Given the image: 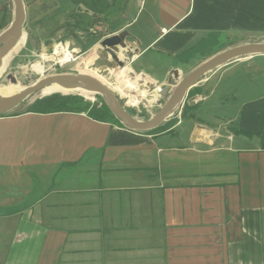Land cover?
Here are the masks:
<instances>
[{
  "label": "crops",
  "instance_id": "0c3cea01",
  "mask_svg": "<svg viewBox=\"0 0 264 264\" xmlns=\"http://www.w3.org/2000/svg\"><path fill=\"white\" fill-rule=\"evenodd\" d=\"M135 1L121 29L129 65L159 86L264 35V0ZM11 110L0 114V264H264V55L210 71L161 129Z\"/></svg>",
  "mask_w": 264,
  "mask_h": 264
},
{
  "label": "rangeland",
  "instance_id": "374dc122",
  "mask_svg": "<svg viewBox=\"0 0 264 264\" xmlns=\"http://www.w3.org/2000/svg\"><path fill=\"white\" fill-rule=\"evenodd\" d=\"M41 1H25L27 2V13L23 25L24 45L12 53L8 64L0 71V87L14 84L25 88L40 78L55 74H89L103 81L115 93L129 114L139 120H145L163 105V91L173 90L176 84L195 68H193L194 61H188L189 63L181 65V71L178 68L173 69L170 80L164 81L159 86L151 78L146 77L145 73L136 72L129 65V60L134 53L128 51L124 38L122 44L114 48L118 60L123 63L121 66L101 48L100 41L112 32L116 31L115 34L124 35L121 29L131 18L130 13H127L128 9L131 11V3L127 6V2L131 0H60V6L55 12L51 11L44 15L33 10L40 5ZM55 3L58 4V0H55ZM2 5L4 6L0 8V21H3L5 17L8 20L12 19V0H10L9 7ZM138 23L141 22H137L136 26L139 25ZM250 42H264V35L260 39L248 36L239 37L235 41L236 45H230L226 49ZM59 44L67 45L68 50L75 49L76 52L73 55L76 59L71 62L52 59V52ZM121 69L127 72L132 85L145 95L144 99H147V104L141 99L136 105H130L127 97L121 95L122 79L116 75ZM175 71L178 74L176 78L172 75ZM208 73L203 75L202 79ZM148 79L152 82L143 84ZM51 85L31 94L11 111L40 110L49 106L64 107V99L61 96L66 95L81 96L87 103L81 105L95 113L103 104L104 100L98 94L86 96L82 90L63 92L57 84ZM155 94L158 95L157 101H151L150 99ZM177 115L178 113L170 116V119ZM105 118L112 119L106 115ZM161 127L159 125L156 129H161Z\"/></svg>",
  "mask_w": 264,
  "mask_h": 264
},
{
  "label": "water",
  "instance_id": "95a60500",
  "mask_svg": "<svg viewBox=\"0 0 264 264\" xmlns=\"http://www.w3.org/2000/svg\"><path fill=\"white\" fill-rule=\"evenodd\" d=\"M13 3V18L9 25L0 32V67L4 57L17 45L23 34V25L25 22V7L23 0H12ZM123 35L112 34L104 37L100 41V46L118 63H123L118 60L114 48L122 44ZM254 55H264V42H252L237 45L225 49L195 67L185 77H183L173 88L166 89L163 94V105L150 117L145 120H139L129 114L119 102L115 93L111 91L104 83L93 75L89 74H55L44 78H40L28 87L22 88L18 92L10 95L0 94V114H4L22 100L31 94L38 92L53 83H56L60 88L69 91L84 90L93 94H98L102 97L105 104L111 113L127 128L137 131H147L157 127L162 121L178 112L183 105V101L188 89L198 83L203 75L216 70L231 61L250 57ZM178 74L173 73L176 78ZM170 80V79H169ZM147 104V99H143Z\"/></svg>",
  "mask_w": 264,
  "mask_h": 264
},
{
  "label": "bare ground",
  "instance_id": "6f19581e",
  "mask_svg": "<svg viewBox=\"0 0 264 264\" xmlns=\"http://www.w3.org/2000/svg\"><path fill=\"white\" fill-rule=\"evenodd\" d=\"M25 35L22 34L21 39L19 40V42L17 43V45L4 57L3 59V63L0 67V71L8 64L12 53H15L20 47H22L24 45V41H25ZM52 54L56 55V56H51L52 59H57L60 62H64L67 61V58L69 57L70 53L69 50L67 48V45L63 46V45H56ZM176 73V71H175ZM120 79H122V84L120 87V91H121V95L123 94L124 96L127 97L128 99V103L130 105H136L141 99H144L145 95L141 93V91L139 89H137L134 85H132V83L130 82V77L127 74V72L124 69H121L119 72H117L116 74ZM101 81V80H100ZM102 83H104L103 81H101ZM53 83L51 86H54ZM47 87V86H46ZM109 88V87H108ZM22 88L20 86H15L14 84H8L5 85L3 87H0V94L1 95H10V94H14L16 92H18L19 90H21ZM110 89V88H109ZM63 92H67V90L62 89ZM81 90V89H79ZM84 91V90H82ZM86 96H90L93 93L84 91ZM157 96L158 95H154V97H152L150 100L151 101H157Z\"/></svg>",
  "mask_w": 264,
  "mask_h": 264
},
{
  "label": "trees",
  "instance_id": "16d2710c",
  "mask_svg": "<svg viewBox=\"0 0 264 264\" xmlns=\"http://www.w3.org/2000/svg\"><path fill=\"white\" fill-rule=\"evenodd\" d=\"M62 99H64V107L63 106H58V107H52L49 106L44 109H40L39 111H56V110H75V111H84L88 110L87 107L81 105L82 103L87 104L86 102L83 101V98L79 95H66V96H61ZM35 110V109H33ZM89 113H91L93 116H96L101 119H108L105 118V115L111 118H114V115L111 113L105 102L103 101V104L100 107V110H98L96 113L88 110Z\"/></svg>",
  "mask_w": 264,
  "mask_h": 264
},
{
  "label": "built area",
  "instance_id": "2783aa9c",
  "mask_svg": "<svg viewBox=\"0 0 264 264\" xmlns=\"http://www.w3.org/2000/svg\"><path fill=\"white\" fill-rule=\"evenodd\" d=\"M75 49H70L69 50V53H70V55H69V57L67 58V62H71V61H74L76 58V56H74L73 54H75ZM53 56H56V55H54L53 54Z\"/></svg>",
  "mask_w": 264,
  "mask_h": 264
}]
</instances>
